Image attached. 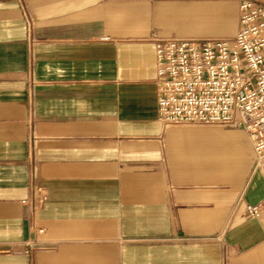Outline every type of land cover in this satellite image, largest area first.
<instances>
[{
	"label": "crops",
	"instance_id": "crops-1",
	"mask_svg": "<svg viewBox=\"0 0 264 264\" xmlns=\"http://www.w3.org/2000/svg\"><path fill=\"white\" fill-rule=\"evenodd\" d=\"M239 18L240 0H0V264H264L249 132L159 119L153 36Z\"/></svg>",
	"mask_w": 264,
	"mask_h": 264
},
{
	"label": "built area",
	"instance_id": "built-area-1",
	"mask_svg": "<svg viewBox=\"0 0 264 264\" xmlns=\"http://www.w3.org/2000/svg\"><path fill=\"white\" fill-rule=\"evenodd\" d=\"M239 22L231 38L153 36L159 119L165 126H243L258 164H264V4L240 0ZM31 194L24 202L35 211L47 194L39 185ZM247 211L259 217L264 203L248 205Z\"/></svg>",
	"mask_w": 264,
	"mask_h": 264
}]
</instances>
